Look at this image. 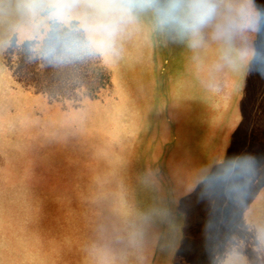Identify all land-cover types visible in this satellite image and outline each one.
Instances as JSON below:
<instances>
[{"label": "rangeland", "instance_id": "374dc122", "mask_svg": "<svg viewBox=\"0 0 264 264\" xmlns=\"http://www.w3.org/2000/svg\"><path fill=\"white\" fill-rule=\"evenodd\" d=\"M260 21L264 0H0V264H264V114L204 233L173 228L162 171L165 89Z\"/></svg>", "mask_w": 264, "mask_h": 264}, {"label": "crops", "instance_id": "0c3cea01", "mask_svg": "<svg viewBox=\"0 0 264 264\" xmlns=\"http://www.w3.org/2000/svg\"><path fill=\"white\" fill-rule=\"evenodd\" d=\"M245 36L230 38L220 75L211 74L210 65L204 68L197 58L195 66L179 69L177 84L163 89L168 94L162 171L172 201L180 203L178 227L173 223V228L181 234L198 235L214 227L216 206L249 170L250 142L264 114L261 21L258 35L251 37L248 31ZM194 50L198 57L197 42Z\"/></svg>", "mask_w": 264, "mask_h": 264}]
</instances>
